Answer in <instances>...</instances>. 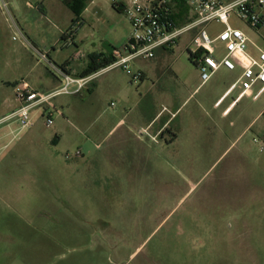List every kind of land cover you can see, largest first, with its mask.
<instances>
[{
	"label": "rangeland",
	"instance_id": "rangeland-1",
	"mask_svg": "<svg viewBox=\"0 0 264 264\" xmlns=\"http://www.w3.org/2000/svg\"><path fill=\"white\" fill-rule=\"evenodd\" d=\"M112 1L82 2L85 7L75 28L80 53L110 52L127 41L130 25ZM25 3L37 0H0V119L17 105L14 92L18 84L32 82L40 92L48 94L59 75L49 60L59 67L74 52L59 44L46 60L43 53L24 46V40L29 41L21 31L24 24L35 28L32 35L38 40L45 37L53 44L57 36L44 21L33 24L37 16ZM172 14L177 26L194 18L182 3L173 6ZM230 24L242 28L264 50V41L257 33L236 20H230ZM56 25L63 29L64 25ZM222 28L212 24L207 32L214 37ZM193 34H185L166 54L160 63L164 72L161 80L149 75L140 84L117 68L97 77L91 82L94 84L77 94L56 97L52 103L61 115L54 113L50 127L45 126L40 111L33 112L35 124L29 130L20 131L14 121L0 126V130H8V137L0 141V145H8L4 163H0V178L5 179L0 193V264H106V260L121 264L120 259L126 264H264V152L260 153L256 145L252 144L247 153L261 169L246 164L242 167L234 151L199 149L186 155L179 152V158L172 149L158 153L156 158L151 154L149 161H162L163 165L148 167L146 179L141 182L134 181L130 168L106 167L104 147L108 139L111 144L116 139L115 131L110 133L115 123L128 115L153 113L156 102L155 109L159 110L160 101H152L149 94L140 96L147 88L154 83L168 88L178 104L188 98L186 91L177 92L172 72L179 75L182 69V75L193 81L194 65L184 48ZM260 34L264 35V29ZM150 63L132 62L131 73H138L139 68H147ZM214 83L217 76L190 97L180 117L193 109L191 120L195 126L207 123L199 103ZM195 88L196 83L192 90ZM73 89L71 86L70 91ZM179 119L170 126L175 128ZM55 131L60 138L55 152L59 160L64 161L66 152L73 154L76 150L84 156L83 161L97 158L88 165L85 181L73 179L70 170L65 173L66 178L49 188L48 184L18 179L42 176L43 168L26 167L23 162L31 159L33 153L28 148L15 152V147L53 149L50 140ZM15 159L22 165L5 167ZM192 160L195 162L190 166L182 162ZM107 195L116 198L103 200ZM99 219H109L116 225L111 252L92 247L102 233Z\"/></svg>",
	"mask_w": 264,
	"mask_h": 264
},
{
	"label": "crops",
	"instance_id": "crops-1",
	"mask_svg": "<svg viewBox=\"0 0 264 264\" xmlns=\"http://www.w3.org/2000/svg\"><path fill=\"white\" fill-rule=\"evenodd\" d=\"M25 4L34 16H37V18H34L33 24L36 26V24L38 25V20L44 21L46 24L52 26L57 36L53 44L47 42L45 37H41L40 40H38V37L32 35V31L35 28H26L25 26L27 24H24L23 28L20 26L22 29L21 31L23 32L24 37L30 41L24 40V46L30 47L40 54H45L47 60L49 59L48 57L50 54L55 52V46L57 47L59 44L61 45V48H73L74 52L71 58L65 60L60 65L62 66L65 64L64 71L49 60L54 68L61 70L63 73H67L72 77H78V74L83 71L89 62V57L91 55L104 52L94 51L85 54L78 51V44L76 42L77 33L75 30L78 23H73L74 15L65 5L64 0H37V3ZM57 23L59 25H64L63 29H60L56 25ZM68 23H70V25H68ZM68 40L71 41V45L67 44L66 41ZM186 47H184L185 50ZM249 50L251 53H255L251 47H249ZM171 52L172 51H167L165 49H157L154 58L149 60L152 61V63L148 64L146 66L147 68H139L138 73L140 74V81L138 83H143L149 75L161 80L164 72L161 70L162 67L160 66V63L165 60L166 54ZM179 72V75L177 72H172L176 78L175 85L177 87V92L180 91L179 89H181L182 92L186 91L188 98H186L182 104H178L177 99L170 96L168 88L166 90L163 87L157 86V83H154L151 88H147L142 94H140V96L146 97L149 94L151 95L152 101H160L159 110L158 108L155 109L156 105H158V102H156L154 103L155 106L153 113L146 112L133 117L128 115V122L126 118H121L115 123V126H113V130L110 131V133L115 131L116 139H114L113 144H111V140L108 139V143L104 147V153H106V167L117 170H120L121 168H124V170L130 168L134 174L132 176V178L135 179L134 181L141 182L146 179L144 173L148 167L152 166V169H156L163 165L162 161H149V158L152 157V155L156 158L158 153L172 149L177 153L178 157L176 158H179V152L186 155L199 149L207 150V152L214 151L223 153L234 151L236 152V159L241 162L240 165L242 167L246 164L261 169V166L258 163H255L248 157L247 151L251 145L254 144L252 138L264 136V120H262V116L264 115V92L256 100L252 99V95L257 91V86L253 87L250 92L251 95H245L241 98H238L240 93L239 87L233 89L227 94L229 87L240 74V68H237L230 74L227 73L229 71L220 69L215 74V76H217V83L210 86L199 103L202 107V111L208 118V122H203L200 127H196L194 121L191 120L194 110L190 109V111L186 113V116L180 117V114L184 110L182 107L190 97L194 96L196 91L210 85V82L215 76L206 84L200 85L199 73L195 66L193 81L188 80V78L182 75V69ZM55 80L56 83L50 85L51 88L47 90V93H51L60 87L61 78L57 76V79ZM26 83L32 90L40 92L32 82ZM195 83L196 88L192 90ZM98 87L99 85L96 84L95 88ZM219 101L220 103L217 104ZM17 106L18 103L11 112L14 111ZM164 107L175 116L171 117L168 112L161 113V110ZM172 109H174L173 112L171 111ZM165 114L167 116H165ZM177 118L180 119L175 128H172L170 125ZM61 120H64V118ZM148 126H150V131L152 133H156L160 129L163 130L158 143H154L148 137L140 135L141 129ZM58 133V131H55L54 137L50 140V146H53V149H48L47 146L15 147V152H23L25 150L24 148H28L33 153L31 159L24 160L23 163L26 167L28 166L36 169L43 168L42 176H34L31 180L20 176L18 179L28 180V183L32 184H48L49 188V185L66 178L65 173H67V170H70L71 174H73V179H76L80 183L85 181V179L83 180V176L85 175V172H87L88 165L90 162L96 161L97 158H90L83 161L84 156L81 155L80 157H82V159L80 157L72 156V159L70 158V160H67L64 156V161H61L62 159L59 160L60 157L55 155V152H58L57 150L60 140ZM6 137H8V130L7 128H3L0 130V141ZM7 147V144L0 145V163H4V159L7 156ZM97 148H100V146L98 145ZM116 152H120V154L118 155ZM124 154H127V156L124 157ZM182 162L183 164L189 165L191 163L194 164L195 161ZM14 165L16 167L17 165L22 164L20 160L15 159L10 163H6L5 167L13 168ZM58 168L61 170L60 175H58ZM21 173L24 174V172ZM92 176H94L93 173ZM4 181L5 179L0 178V193ZM191 186L194 187V184H191ZM191 189L192 188H190L189 191H191ZM114 198H116V196L107 195L102 199L110 200ZM110 214V212H107V215ZM98 222V225L102 228V233L98 240L93 243L94 246L92 247L97 250L105 248L111 252L115 245L112 233L116 230V225L109 219H99ZM124 261L125 260L120 259L118 263L126 264L127 261H125V263ZM87 263V261L79 262V264ZM106 264L111 263L106 260Z\"/></svg>",
	"mask_w": 264,
	"mask_h": 264
},
{
	"label": "built area",
	"instance_id": "built-area-1",
	"mask_svg": "<svg viewBox=\"0 0 264 264\" xmlns=\"http://www.w3.org/2000/svg\"><path fill=\"white\" fill-rule=\"evenodd\" d=\"M112 3L127 19L131 29L124 45L111 50L114 62L84 78L72 77L55 68L61 78V85L48 94L32 90L26 82L18 84L14 93L18 106L0 119V126L14 121L20 131L29 130L35 124L33 112L40 111V118L44 120L45 126L50 127L53 125L54 113L61 115L52 103L56 97L77 94L97 77L117 68L132 75V81L138 83L140 74L131 73L132 62L152 60L157 49L173 51L181 38L190 32L194 34L186 51L198 70L200 85L209 82L220 69L232 72L240 68V74L227 94L239 87L238 98H241L249 95L253 87L257 86V91L252 95V99L256 100L264 92V50L242 28L230 24V20H236L264 41V36L260 34L264 29V0H113ZM176 3H182L192 11L194 18L189 23L176 25L172 14ZM212 24L223 26L214 37L207 32V27ZM66 42L72 44L70 40ZM249 47L255 53H251ZM41 56L47 60L46 55ZM71 86H74L72 91ZM163 112L175 116L165 107L161 110ZM162 131L160 129L152 133L148 126L141 129L140 135L158 143ZM252 142L260 153L264 152V136L254 137ZM72 156L80 157L81 152L65 153L67 160Z\"/></svg>",
	"mask_w": 264,
	"mask_h": 264
},
{
	"label": "trees",
	"instance_id": "trees-1",
	"mask_svg": "<svg viewBox=\"0 0 264 264\" xmlns=\"http://www.w3.org/2000/svg\"><path fill=\"white\" fill-rule=\"evenodd\" d=\"M85 1L86 0H64L65 5L74 15V19H73L74 24L80 23V15L85 7L82 4V2L84 3ZM113 7L117 11H119L115 6ZM188 54H189V59L191 60L190 53ZM113 62H114V58L111 55V51L107 53H104V52L95 53L89 57V62L87 63L83 71L78 74L77 78H84V77L90 76L93 73H96L97 71L109 66ZM64 67H65V64L62 66H59V68L63 71H64ZM162 133H161V136H162Z\"/></svg>",
	"mask_w": 264,
	"mask_h": 264
}]
</instances>
